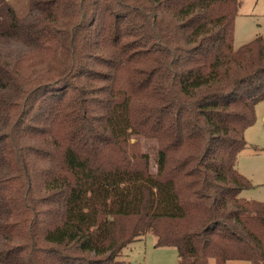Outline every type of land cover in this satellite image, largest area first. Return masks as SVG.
<instances>
[{"label": "trees", "instance_id": "16d2710c", "mask_svg": "<svg viewBox=\"0 0 264 264\" xmlns=\"http://www.w3.org/2000/svg\"><path fill=\"white\" fill-rule=\"evenodd\" d=\"M240 7L30 0L21 19L0 0L24 41L0 50V264H120L149 233L177 264H264V202L237 168L264 36L234 48Z\"/></svg>", "mask_w": 264, "mask_h": 264}, {"label": "rangeland", "instance_id": "374dc122", "mask_svg": "<svg viewBox=\"0 0 264 264\" xmlns=\"http://www.w3.org/2000/svg\"><path fill=\"white\" fill-rule=\"evenodd\" d=\"M23 19L30 13V0H7ZM241 7L235 21L234 48L250 42L258 36H264V0H240ZM2 19V17H1ZM4 26L0 24V50L11 51L9 42L24 43L23 38L8 39L3 36ZM10 44V43H9ZM15 50V48H13ZM257 120L245 132L248 146L238 157V170L248 177L253 187L244 190L241 196L249 200L264 202V101L256 106ZM134 142V141H133ZM152 143L143 140L142 150L154 158ZM153 168L155 162L152 160ZM124 259V260H123ZM120 264H177L178 251L175 247H157L156 238L148 234L143 240L134 242L124 254L118 258ZM211 264H215L211 261ZM227 264H250L248 261H229Z\"/></svg>", "mask_w": 264, "mask_h": 264}, {"label": "crops", "instance_id": "0c3cea01", "mask_svg": "<svg viewBox=\"0 0 264 264\" xmlns=\"http://www.w3.org/2000/svg\"><path fill=\"white\" fill-rule=\"evenodd\" d=\"M124 260V259H123ZM251 264V263H250Z\"/></svg>", "mask_w": 264, "mask_h": 264}]
</instances>
